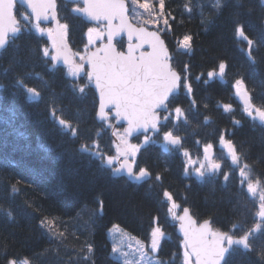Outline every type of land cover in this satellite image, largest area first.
Listing matches in <instances>:
<instances>
[{
    "label": "trees",
    "instance_id": "obj_1",
    "mask_svg": "<svg viewBox=\"0 0 264 264\" xmlns=\"http://www.w3.org/2000/svg\"><path fill=\"white\" fill-rule=\"evenodd\" d=\"M219 3L220 7L217 0H166L176 20L170 19L171 30L161 24L152 28L165 40L173 69L180 74L190 66L188 82L193 93L181 87L170 101L171 108L182 107L185 113L180 121L173 119L167 125L181 138L182 147L166 151L158 135L142 146L138 163L153 173L143 184L115 177L112 168L80 150L89 141L99 143L105 156L115 155L109 128L114 121H97L98 100L86 79H72L67 68L43 57L42 49L50 46V40L24 21L23 32L0 53V264H6L8 257L27 258L31 264H122L112 255L111 228L118 225L148 246L155 217L166 233L158 251L162 264H183V240L163 190L174 194L182 206L180 212L187 207L199 223L208 220L214 230L239 235L254 225L259 199L240 185L238 168L232 166L219 137L227 129L243 163L249 164V175L264 177V124L247 116L234 87L237 79H243L252 101L264 105V5L261 0ZM185 5L192 8L191 13ZM129 7L137 24L130 2ZM71 9L58 0L59 18L69 26L68 42L75 53L82 54L91 26ZM23 13L18 6L19 19ZM237 23L259 46L255 63L242 51L246 42L234 38ZM187 34L194 37L190 51L179 47ZM118 47L123 50L125 42ZM221 62L228 65L225 76L208 78L207 72H218ZM17 78L37 88L43 99H29L16 86ZM50 100L62 110L63 118L79 127L80 139L69 136L51 118ZM225 104L233 111L225 112ZM206 144L213 145L222 168L198 178L188 173L183 152L199 160ZM155 175H161L162 181H155ZM223 175L229 179L224 181ZM97 197L104 201L103 213L97 211ZM42 219L55 221V228L49 231ZM250 243L249 252L234 248L228 264H264V229ZM89 244L94 249L91 253L86 251Z\"/></svg>",
    "mask_w": 264,
    "mask_h": 264
},
{
    "label": "snow or ice",
    "instance_id": "obj_2",
    "mask_svg": "<svg viewBox=\"0 0 264 264\" xmlns=\"http://www.w3.org/2000/svg\"><path fill=\"white\" fill-rule=\"evenodd\" d=\"M85 0H81V3H84ZM133 2L143 9L145 12H148L152 17V21H147L148 23H156L159 26V23L162 22L167 29L171 30V20H176V17L172 15V13L168 10L166 0H133ZM37 3L41 6V18L45 20L55 19V27L44 28L39 23H37V31L41 37L47 36L49 40L52 41L51 48H49L46 44L42 49L43 57H50L52 61H59L61 56L59 55L63 41L65 40L68 33V24L67 22H62L59 18L58 13V5L56 0H37ZM80 3V4H81ZM80 4H77L74 8L71 9L73 13H84L86 11L85 8H81ZM261 4L264 5V0H261ZM217 7H220L219 0H217ZM185 9L187 12L191 13L192 8L188 5H185ZM234 38L239 37L240 42H246L242 51L245 52L246 56L252 63H255L254 51L258 50L257 43L251 39L245 31L243 25L237 23L234 26ZM20 29L17 27H13L9 29L8 32L3 34V37L0 38V49H4L5 46L9 42V33L14 34L19 32ZM194 37L191 34L184 35L179 42V47L184 50L190 51L193 45ZM55 54L52 55L51 53ZM189 67L186 66L184 72H181L179 75L175 77V82L172 85V88L169 89V93L171 94L174 90L177 92L181 89V87L186 88V91L189 94L193 93V88L190 82H188L189 76ZM228 65L226 62H221L218 65V72L216 70H212L207 72L208 78H214L219 76L223 78L226 73V69ZM32 73L26 74V76H31ZM36 76H40V74H35ZM42 79V77H40ZM16 86L18 88L24 89L28 98L31 100H42V93L35 87H29L25 83L24 78H17ZM2 87V85H0ZM235 90L236 94L241 97L244 102V112L250 117L253 121L259 120L262 124H264V105H256L252 101L251 93L249 92L246 83L243 79H237L235 81ZM80 92L83 89H79ZM171 95L165 98L163 102V107L165 110H159L160 106L158 105L156 109L152 112L145 114L141 118V122L137 125L129 128L124 134H121L119 131L112 132V135L116 137L118 144L115 146V155L108 154L105 156L104 151L102 150V146L99 143H92L89 141H85L80 150L84 152H88L96 159L101 160V163L106 165L108 168H112L113 174H120L121 170H126L128 176L130 178L134 177V180L144 181V179L151 180L153 178L152 171L146 166H140L138 163V155L141 151L142 145L139 143L130 142V138L137 132L144 133L143 142L144 144H148L151 141L153 135L162 136V139L170 145L175 146L177 149L182 147L181 138L177 135H174L173 131L168 130V123L170 120L180 121L182 117H184L185 113L182 107H174L171 108L170 103ZM193 103L195 101L193 100ZM50 104V116L56 121V123L60 126L61 129L65 130L67 134L71 137H76L80 139L79 127H73V123L69 122L67 119L63 118V112L60 109H57L55 102L53 100L49 101ZM223 110L225 112H232V106L229 104H225L223 106ZM101 121L104 119L103 116L100 117ZM235 124L239 125L241 121L235 120ZM109 128L112 129V126L109 125ZM142 130V131H141ZM220 145L227 150L228 155L231 158V163L236 165L239 171V183L240 185H246L247 192L252 194L253 197L258 196L259 199V211L255 214L254 225L250 227L247 231L236 235L234 231H220L214 230L211 226L210 221L204 222V227L207 229L206 232L203 231H193L192 232V240L191 243L187 246L183 243V252L182 259L183 264H228V258L231 255L234 246H240L244 251H251L252 245L250 243L251 238L256 233L261 232L264 229V177L256 178L254 176H250L248 173L249 164L243 163L242 154L240 153L237 145L233 142L231 138L227 136V129L225 132L219 137ZM213 145L206 144L203 152H204V160L207 162L197 164L196 160H193L190 153L188 151L183 152V156L186 158L187 166L191 167L195 175L199 178H204L206 175V170L213 174L219 172L222 168L220 163L215 162L211 159L209 153L212 151ZM118 150V154H117ZM130 157V158H129ZM114 164H118V167H113ZM229 179V175H223V180L227 181ZM155 181H162L161 175H155ZM163 198L170 204V209L172 207L176 209H181L182 206L174 197V194L170 190L162 191ZM185 215L190 216V210L187 207H183ZM97 211L99 213L104 212V201L97 197ZM171 216L173 219L179 218L181 220L184 217H178L177 212H171ZM158 217H155L156 224L153 229L150 231V248L151 250L158 251L161 247V241L165 237L166 233L162 229V227L158 224ZM42 225L51 231L55 228V221L42 219ZM197 229H200V225L193 221ZM117 227H119L117 225ZM183 229V226H182ZM185 236L187 237L188 230L183 229ZM56 233H54L55 235ZM58 235L63 236V232H59ZM138 245L144 246L142 241H137ZM189 248L191 252H189ZM86 251L91 253L94 251L93 246L91 244L87 245ZM113 251H117V249H113ZM85 260L89 259V257L85 256ZM6 264H31V261L27 258L23 260H18L15 257H8L6 259Z\"/></svg>",
    "mask_w": 264,
    "mask_h": 264
},
{
    "label": "water",
    "instance_id": "obj_3",
    "mask_svg": "<svg viewBox=\"0 0 264 264\" xmlns=\"http://www.w3.org/2000/svg\"><path fill=\"white\" fill-rule=\"evenodd\" d=\"M63 1L70 4L81 3V0ZM17 5L22 6L30 14L35 25L39 23L55 27L54 18L50 20L41 18L42 8L37 0H0V38L13 27L20 29V22L15 14ZM80 5L86 11L74 14L88 24H104L106 42L90 50L87 57L79 64L65 38L59 53L61 56L59 62L73 67L80 76H86L91 82L90 87L95 91L98 100L97 121L103 123L113 118L115 127L122 125L126 132L132 126L139 124L141 118L156 109L158 105L159 110H165L163 107L165 98L169 95L171 98L178 95L180 90L169 93L179 73L172 68V55L161 34L145 26L135 25L129 15L130 9L126 0H85ZM21 32L20 29L17 33H9V42L10 39H16ZM122 39L126 40L127 46L124 51H118L116 42ZM102 40L103 36L95 39L96 42ZM9 42L4 49H0V53L8 47ZM238 100L244 107L240 96ZM101 116L104 117L102 121ZM141 135L144 133L137 132L130 139ZM114 141L116 146L118 141L115 137ZM114 176L124 177L136 184L150 181L144 179L137 182L134 177L128 176L126 170H121L120 174ZM180 216L184 219L177 220V235L184 241L185 246L191 243L193 231H207L204 222L198 224L200 229L196 228L193 221L198 222L191 211L189 216L182 210ZM182 226L183 229L188 230L187 237ZM234 248L242 250L240 246ZM189 252H191L190 248Z\"/></svg>",
    "mask_w": 264,
    "mask_h": 264
},
{
    "label": "rangeland",
    "instance_id": "obj_4",
    "mask_svg": "<svg viewBox=\"0 0 264 264\" xmlns=\"http://www.w3.org/2000/svg\"><path fill=\"white\" fill-rule=\"evenodd\" d=\"M129 2L133 6V9H134L133 15L135 18V22L137 24H141L143 26H148V28H151V29L159 27V26L157 27L156 23H148L147 22V21L153 20V17L148 12H145L143 9L138 7L133 2V0H129ZM25 18H26V21L30 20V18H28L27 16ZM30 24H32V23H30ZM160 24L164 25L162 22H160L159 25ZM42 27L48 28V27H52V26H42ZM35 32L38 33L37 27H35ZM104 34H105V28L103 25L92 26L89 28V30L87 32L88 44H87L85 51L82 54H79V60L81 58H83L84 56H86L88 49H90L94 46L93 39L99 35H104ZM45 37H47V36H45ZM51 45H52V41L50 40L49 48H51ZM51 54L54 55L55 53L52 52ZM54 64H58V62L54 61ZM67 72L71 78L75 79L78 77V75L76 74V72L74 71L73 68H67ZM109 125L112 126L113 132L119 131L121 134L125 133L123 128H121V129L115 128L114 125L111 123ZM152 140H153V136L151 138V141ZM130 142H132V141L130 140ZM134 143H136V142H134ZM139 144H141L142 146L144 145L143 139L141 140V142ZM225 151L228 155V152L226 149H225ZM212 156L214 157L213 160L215 162L219 163V161L217 160V155H216L215 151L212 152ZM229 158H230V156H229ZM192 159L196 160L197 164H199V163H205L206 164L207 163L204 160V157L202 158V160H197L194 158H192ZM230 160H231V158H230ZM117 165L118 164H114L113 167H116ZM232 166H236V165L232 164ZM187 169H188L189 174L196 176L194 170L191 167L187 166ZM210 173L211 172H208L206 170V174H210ZM256 198L258 199V196H256ZM172 210H173V212H177V214L179 216V214H180L179 209L172 207ZM177 219L178 218H176L175 220H177ZM109 239H110L111 244H112V255H113V257L116 258L117 260H119L122 264H162L160 258L158 257V251L159 250L158 251L151 250L150 242H149L148 246L143 241L142 242H143L144 246L138 245L137 241L138 240L141 241V240L139 238L133 236L132 234H130L129 232H127L126 230H124L120 226L119 227L114 226L113 228H111V230L109 231ZM163 239H162V241H163ZM162 241H161V243H162ZM113 249H117V251H113Z\"/></svg>",
    "mask_w": 264,
    "mask_h": 264
},
{
    "label": "flooded vegetation",
    "instance_id": "obj_5",
    "mask_svg": "<svg viewBox=\"0 0 264 264\" xmlns=\"http://www.w3.org/2000/svg\"><path fill=\"white\" fill-rule=\"evenodd\" d=\"M143 139V138H142ZM141 139V140H142ZM137 143V142H136ZM161 146H163L164 147V150H166V151H170L171 153H173V150H175L176 151V149L177 148H175V147H172V146H170V145H167V144H165V142H164V140H163V143L161 144ZM214 151V148L212 149V152ZM209 155H210V157H211V159L213 160L214 159V157L212 156V154L211 153H209ZM204 157V152H203V156L199 159V160H202V158ZM130 158V157H129ZM138 158H139V155H138ZM138 158H137V160H138ZM199 178V177H198ZM144 183H146V182H144ZM143 184V183H142Z\"/></svg>",
    "mask_w": 264,
    "mask_h": 264
},
{
    "label": "bare ground",
    "instance_id": "obj_6",
    "mask_svg": "<svg viewBox=\"0 0 264 264\" xmlns=\"http://www.w3.org/2000/svg\"><path fill=\"white\" fill-rule=\"evenodd\" d=\"M57 1V5H58V0H56ZM65 3V2H64ZM181 91V90H180ZM237 95V94H236ZM237 99H238V95H237ZM239 101V100H238ZM240 103V102H239Z\"/></svg>",
    "mask_w": 264,
    "mask_h": 264
}]
</instances>
